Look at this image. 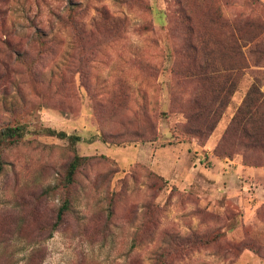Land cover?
Listing matches in <instances>:
<instances>
[{
	"label": "rangeland",
	"instance_id": "obj_1",
	"mask_svg": "<svg viewBox=\"0 0 264 264\" xmlns=\"http://www.w3.org/2000/svg\"><path fill=\"white\" fill-rule=\"evenodd\" d=\"M17 125L0 264H264V0H0Z\"/></svg>",
	"mask_w": 264,
	"mask_h": 264
},
{
	"label": "trees",
	"instance_id": "obj_2",
	"mask_svg": "<svg viewBox=\"0 0 264 264\" xmlns=\"http://www.w3.org/2000/svg\"><path fill=\"white\" fill-rule=\"evenodd\" d=\"M232 38H233V49L235 48L236 51L239 52V54H242V49H241V40L244 43V39L246 36V32H245V28L243 26H233L232 27ZM235 68V67H234ZM258 92V88H256V86L254 85V87H252V89L250 90V92L248 93V95L246 96V99L244 101V107L251 109V107L254 104V98H253V94ZM259 99L256 101L258 102ZM213 110L209 111V114H212ZM240 113L242 112L243 114V109L241 108ZM239 112L238 115H236V117L234 118L233 123H240L241 122V117H239ZM214 114V113H213ZM216 114V113H215ZM219 113H217L218 115ZM48 131L49 134L52 135H57L61 138H68L72 145H75L80 139L81 137L79 135H75V134H68L65 131H57L53 128H47L46 129ZM24 137V128L22 125H17V126H6L4 128H2L0 130V149L1 146H3L6 143H15L18 142L19 140H21ZM90 157L89 156H84V155H79V154H75L73 159L70 162L67 174L65 176V180L67 183L72 184L75 181V175H76V171L78 170V168L83 165ZM3 167H4V163H3V159H2V155H1V150H0V174L3 171ZM69 208V203L68 201H66L60 208L59 212H58V217H57V221H56V226H58L64 219V215L67 212ZM3 252L0 253V257H3ZM35 255V251H31L29 254V257H33Z\"/></svg>",
	"mask_w": 264,
	"mask_h": 264
}]
</instances>
